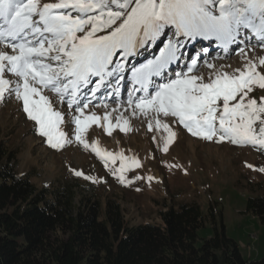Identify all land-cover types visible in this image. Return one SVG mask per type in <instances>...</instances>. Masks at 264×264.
Wrapping results in <instances>:
<instances>
[{
    "label": "snow or ice",
    "instance_id": "1",
    "mask_svg": "<svg viewBox=\"0 0 264 264\" xmlns=\"http://www.w3.org/2000/svg\"><path fill=\"white\" fill-rule=\"evenodd\" d=\"M214 46L239 55L242 65L230 72L222 69L231 65H220L205 79L198 66L216 68L208 59ZM258 49L264 51V0H0V101L14 95L37 133L61 149L73 139L62 128L64 113L45 94L52 93L75 110L74 141L105 167L119 159L120 167L110 170L131 183L125 173L142 166L138 158L85 139L101 120L108 135L130 131L129 120L121 113L114 124L110 112L86 113L89 105L100 101L107 109L106 101L115 99L132 116L162 114L194 137L264 151V95L257 94L264 93V55ZM122 91L126 101L119 100ZM155 126L167 132L166 153L176 132L158 118Z\"/></svg>",
    "mask_w": 264,
    "mask_h": 264
},
{
    "label": "rangeland",
    "instance_id": "2",
    "mask_svg": "<svg viewBox=\"0 0 264 264\" xmlns=\"http://www.w3.org/2000/svg\"><path fill=\"white\" fill-rule=\"evenodd\" d=\"M258 52L264 55V51L258 49ZM209 62L214 63L216 68L200 64V74L221 70L220 65H231V68L222 69L229 72L242 65L240 56L233 52L211 56ZM7 78L15 79L11 75ZM45 94L52 98L54 107L64 113L62 128L73 142L61 149L50 147L46 138L37 133L35 122L23 111L22 103L14 95L6 94L0 101V138L8 142L10 149L17 151L15 168L19 174L28 175L38 187L73 184L77 204L83 196L99 197L103 201L115 197L121 201L130 223L159 221V211L171 204L177 207L181 202L195 201L204 212H208L210 203H217V209L222 211L226 234L237 241L242 255L251 260L264 256V222L247 212V200L251 195L248 182H264V171L259 170L264 168V151L228 141L194 137L175 118L159 117L176 132L165 153L162 148L166 131L160 128L162 132L159 134L153 130L157 117L132 116L130 110L118 107L114 111L116 123L123 113L132 125L130 131L123 132L118 128L108 135L107 122L101 120V125L89 127L85 139L89 144L98 141L101 149L113 154L122 150L126 157L139 159L142 166L125 173L132 182L122 183L110 170L119 168L121 161L118 159L115 164L109 162V167H105L96 153L75 142V126L70 122L71 116L76 114L75 110L58 103L52 93ZM257 94L264 95L262 92ZM96 104L99 106L94 107ZM108 105L105 109L100 101H95L86 113L94 111L103 117L118 103ZM150 120L153 123L151 131L148 128ZM153 137L156 139L153 140ZM249 164L254 167H248ZM74 170L96 177L98 182L77 176ZM149 175L154 177L152 181L147 180ZM136 176L144 179L136 180ZM212 233L209 223L200 228L198 243L201 244Z\"/></svg>",
    "mask_w": 264,
    "mask_h": 264
},
{
    "label": "trees",
    "instance_id": "3",
    "mask_svg": "<svg viewBox=\"0 0 264 264\" xmlns=\"http://www.w3.org/2000/svg\"><path fill=\"white\" fill-rule=\"evenodd\" d=\"M0 138V264H264L246 259L211 202L165 206L159 221L130 223L121 201L83 196L73 184L38 187L16 171ZM247 212L264 222V182L249 181ZM213 233L198 243L199 229Z\"/></svg>",
    "mask_w": 264,
    "mask_h": 264
},
{
    "label": "bare ground",
    "instance_id": "4",
    "mask_svg": "<svg viewBox=\"0 0 264 264\" xmlns=\"http://www.w3.org/2000/svg\"><path fill=\"white\" fill-rule=\"evenodd\" d=\"M214 48H216V47H214Z\"/></svg>",
    "mask_w": 264,
    "mask_h": 264
}]
</instances>
